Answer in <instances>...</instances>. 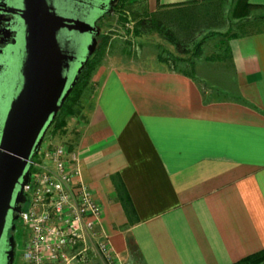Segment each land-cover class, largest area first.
Returning <instances> with one entry per match:
<instances>
[{
    "label": "crops",
    "instance_id": "obj_1",
    "mask_svg": "<svg viewBox=\"0 0 264 264\" xmlns=\"http://www.w3.org/2000/svg\"><path fill=\"white\" fill-rule=\"evenodd\" d=\"M206 1L144 4L186 18ZM255 24L205 57L223 71L193 75L157 56L137 67L134 55L111 53L93 71L71 149L122 264H234L264 250V29ZM213 73L231 86L217 88Z\"/></svg>",
    "mask_w": 264,
    "mask_h": 264
},
{
    "label": "water",
    "instance_id": "obj_2",
    "mask_svg": "<svg viewBox=\"0 0 264 264\" xmlns=\"http://www.w3.org/2000/svg\"><path fill=\"white\" fill-rule=\"evenodd\" d=\"M58 1L21 0L11 8L23 26L22 81L0 132V264L13 262L15 240L8 230L15 229L25 202L32 156L95 51L94 21L111 7V0H93L98 6L91 0ZM76 3L87 6L79 16L72 12Z\"/></svg>",
    "mask_w": 264,
    "mask_h": 264
},
{
    "label": "rangeland",
    "instance_id": "obj_3",
    "mask_svg": "<svg viewBox=\"0 0 264 264\" xmlns=\"http://www.w3.org/2000/svg\"><path fill=\"white\" fill-rule=\"evenodd\" d=\"M237 1H206L199 5V13H191L192 16L189 15L185 18L180 17L179 14L173 16L175 12H169L164 16L159 12L152 15L150 14L152 12L145 9L144 0H122L124 5L118 17L116 15L108 16L99 24L101 30L98 39L99 46H102L107 36L106 46L99 51L100 62L106 60L110 53L118 57L134 55L139 58V61L133 65L143 67V65H156L157 56L172 67L187 70L195 75L194 73L199 72V67L206 70V66H209L205 57L210 54H215L213 58L216 57L220 41L235 32L242 33L243 23L255 22V28L264 29V20H256L257 16H264V8H252L250 13L243 17L238 15ZM143 17L148 18L146 26L139 29L137 23ZM172 39L178 42L180 47L174 45ZM179 48H182L184 52H181ZM208 68L211 72L212 70L223 71L221 67L212 65ZM211 77L214 80L212 83L217 88L231 86V82L225 83L224 80H221L224 77H220L217 73H213ZM202 87L203 89L209 88L210 92L209 90L205 91L211 94L212 89L209 84L203 83ZM91 94L90 87L86 86L74 108L85 114L88 105L86 100L91 99ZM231 94L234 95V92L215 91L213 96L229 97ZM63 119L65 125L56 129L55 124L60 120L63 122ZM83 121V117L64 114L60 116V119L58 118L53 125L51 133L45 138L40 151L43 152L48 144H64L69 150H72L71 144L82 129ZM39 158L40 155L37 159ZM28 234V229L17 227L14 264H26L21 260L20 252L25 242L24 237Z\"/></svg>",
    "mask_w": 264,
    "mask_h": 264
},
{
    "label": "built area",
    "instance_id": "obj_4",
    "mask_svg": "<svg viewBox=\"0 0 264 264\" xmlns=\"http://www.w3.org/2000/svg\"><path fill=\"white\" fill-rule=\"evenodd\" d=\"M19 220L26 264H122L101 229L102 208L83 181L75 151L49 145L30 162Z\"/></svg>",
    "mask_w": 264,
    "mask_h": 264
},
{
    "label": "flooded vegetation",
    "instance_id": "obj_5",
    "mask_svg": "<svg viewBox=\"0 0 264 264\" xmlns=\"http://www.w3.org/2000/svg\"><path fill=\"white\" fill-rule=\"evenodd\" d=\"M63 3L64 1L62 0L58 1L59 5H64ZM97 4L98 3H96L93 0H91L90 2V5L93 6L94 5L98 6ZM67 5L68 4L65 5L66 8L68 7ZM123 5L124 4L122 0H111V7L108 10H106L102 15L97 17L96 20L94 21L95 28L99 30L98 35L91 36V38L93 37L96 38L95 51L98 47V39L101 34L99 24L108 16L116 15L118 17ZM19 6H21V0H0V132L6 114L9 110L10 103L12 99L16 96L22 81V76L20 74L19 66H20V62L22 61V54H23L21 48L23 26L17 15L11 11V8H16ZM83 7H87V6H84L83 3H76V6L73 8L72 12H74L75 15L79 16L81 14ZM84 67L79 74V78L84 70ZM71 92L65 98L55 118L52 120L49 127L47 128L44 138L41 142L40 148L37 151V153L32 156V160L36 159L40 155L41 153L40 149L45 138L51 133L52 127L55 124L56 120L58 118L60 119V116L63 115L62 108L65 102L67 101L68 97L70 96ZM19 226H21L22 229L26 230V228L21 225L18 216V219L15 221V229L8 230V235H12L14 240H15L17 227ZM27 238L28 235L24 237V240L26 241ZM15 248H16V240H15ZM15 248H14V258L12 264H14L16 257Z\"/></svg>",
    "mask_w": 264,
    "mask_h": 264
},
{
    "label": "trees",
    "instance_id": "obj_6",
    "mask_svg": "<svg viewBox=\"0 0 264 264\" xmlns=\"http://www.w3.org/2000/svg\"><path fill=\"white\" fill-rule=\"evenodd\" d=\"M237 12L238 15L240 16H247L252 8H255L257 6L251 4L249 2V0H238L237 3ZM152 15H154V13H150ZM125 19V18H122ZM146 17L141 18L137 25L139 27V29H142L145 25V23L147 22ZM256 20H264V16L263 15H259L257 16ZM136 33V31H135ZM137 35V34H136ZM173 44L180 47V44L178 42H176L175 40H173ZM107 44V36L105 37L102 46L97 47L96 51L93 53V55L87 60L84 70L77 82V84L75 85V87L73 88V91L71 92L70 96L68 97L67 101L65 102L64 106H63V114L64 115H69V116H78V117H83L84 118V113H80V111L78 109H75L74 107L76 106V104L78 103L80 97L82 96V93L84 91V89L86 88V86H88V84L90 83V79H91V75L93 73V71L96 69V67L101 63L100 62V57H99V51L102 50V48L104 46H106ZM101 48V49H100ZM181 52H184L182 48H179ZM82 110V109H81ZM65 120L63 119V122H61V120L55 124V128L59 129L60 126L65 125ZM123 187V186H122ZM120 188L121 190V202L123 204V206L125 207V209L131 208V211H133V207H132V203L129 199V196L125 190V188ZM234 264H264V250L250 255L248 257H245L243 259H241L240 261L234 263Z\"/></svg>",
    "mask_w": 264,
    "mask_h": 264
}]
</instances>
